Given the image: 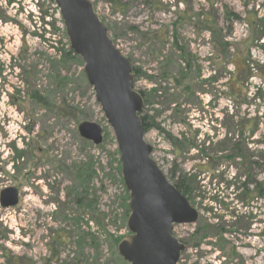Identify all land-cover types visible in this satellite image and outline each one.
Wrapping results in <instances>:
<instances>
[{
	"label": "rangeland",
	"instance_id": "374dc122",
	"mask_svg": "<svg viewBox=\"0 0 264 264\" xmlns=\"http://www.w3.org/2000/svg\"><path fill=\"white\" fill-rule=\"evenodd\" d=\"M89 1L136 90H159L144 137L151 157L171 183L199 184V221L174 226L186 245L178 264H264V198L248 208L239 198L246 176L264 189V0ZM84 66L54 3L0 0V191L20 195L0 205V264H129L115 244L130 234L129 192ZM84 122L103 128L102 144L80 135ZM253 215L254 258L236 249Z\"/></svg>",
	"mask_w": 264,
	"mask_h": 264
},
{
	"label": "water",
	"instance_id": "95a60500",
	"mask_svg": "<svg viewBox=\"0 0 264 264\" xmlns=\"http://www.w3.org/2000/svg\"><path fill=\"white\" fill-rule=\"evenodd\" d=\"M60 10L71 50L85 63L84 72L111 126L120 153L122 177L129 192V235L118 245L129 264H178L185 244L174 236V225L195 224L199 212L171 183L151 157L140 114L143 97L135 89L131 61L113 43L107 26L89 0H49ZM94 145L103 142V128L92 122L79 127ZM2 207H14L19 191H2Z\"/></svg>",
	"mask_w": 264,
	"mask_h": 264
},
{
	"label": "flooded vegetation",
	"instance_id": "af4514ba",
	"mask_svg": "<svg viewBox=\"0 0 264 264\" xmlns=\"http://www.w3.org/2000/svg\"><path fill=\"white\" fill-rule=\"evenodd\" d=\"M209 82H210V80H209ZM186 88H189V87H186ZM139 92L141 93V95L143 97V109H142V112L140 114V117L142 116V118H143L142 123H143L144 137H145V135L148 134V132L151 129H155V128H153L155 126V124L153 122L152 116H150V114L152 113L151 107L154 106V103H153V100L151 99V97L157 96V93H159V90H157V89L148 90L147 87H146V88L142 89ZM157 130H159V129H157ZM243 160H244V158H243ZM246 179H247V182L243 183V188H242L243 193L240 195L239 198L242 201V204L245 206V208H248V206H250V205L251 206L257 205L258 204L257 202L259 201V199L260 198H262V199L264 198V192L262 193V196H260L259 189H258V184H256L251 179V177L247 178V176H246L245 180ZM254 184H255V186L253 187V189L250 190L249 187L253 186ZM2 191H0V205H1V207H2V198H1ZM245 191H246V194H244ZM81 202H82V200L78 199L76 203H77V205L81 206L82 205ZM190 203L192 204V202H190ZM199 219H200V215H199ZM257 222H258L257 217H255L253 215L250 219L248 218L247 222H244L242 220V222L238 226V227H240V229L238 230V233H239L238 234L239 247L236 248V249L239 250L241 253H251L252 254V258H254L258 254V244H257L256 250H254L255 240L259 239L258 235H256V236L254 235V233H256V232L258 233V230L255 231V227L256 228L258 227V223ZM190 225H194V224H190ZM195 231H197L196 232L197 237H200L202 235V233H204V232H207V234H209L208 231H204L203 232L201 227L198 228L197 230L195 229ZM204 238L205 237H203V239ZM236 249H233L232 251H230V254L232 256L233 255L234 256H238L237 253H236V251H237ZM185 250H186V248H185ZM53 255H55V254L53 253ZM247 264H249V263L247 262Z\"/></svg>",
	"mask_w": 264,
	"mask_h": 264
},
{
	"label": "trees",
	"instance_id": "16d2710c",
	"mask_svg": "<svg viewBox=\"0 0 264 264\" xmlns=\"http://www.w3.org/2000/svg\"><path fill=\"white\" fill-rule=\"evenodd\" d=\"M138 75V74H137ZM135 78H136V76H135ZM233 91H235L236 92V89L235 88H233L232 89ZM239 93H241V90L239 91ZM237 94H238V92H237ZM141 118H142V116H141ZM142 120H143V118H142ZM252 132H254V130L252 131ZM239 147V145H237L235 148H238ZM222 152V151H221ZM233 156H236V157H238V158H241V156H242V154L239 152V153H235ZM244 164H246V162L244 163ZM213 168V170L214 171H216L218 168H219V166L217 165V164H214V166L212 167ZM82 171L83 170H81L80 172H79V174H80V176H82ZM248 177H250V176H247V178ZM81 178V177H80ZM220 181L221 182H219L218 184H224V180L222 179H220ZM198 184L196 181H195V179H194V177H192V176H182L180 179H179V181H177V182H175L174 184H175V186L181 191V193H183V195H185L188 199H189V201L191 202L192 201V193H193V191L195 190V185L196 184ZM199 185V184H198ZM197 187V186H196ZM227 187L228 188H230V187H236V183H229V184H227ZM258 189H259V193H260V196H262V193L264 192V189H262L260 186H258ZM237 190H238V188H237ZM244 194H246V191L244 192ZM221 196V195H220ZM211 199V198H210ZM212 199H213V201H215L216 202V204L217 205H219L220 206V208H221V206L222 205H224V203H223V197H221L220 199L221 200H219V195H214L213 197H212ZM81 203H83V202H81ZM215 209V208H214ZM213 211V210H212ZM215 218H220V217H218V216H216ZM207 226H205L204 228L202 227V231L204 232V231H207ZM221 231H222V229H220ZM207 236V232H204V233H202V235L200 236V237H198V242H200L202 239H203V237H206ZM59 239H61V238H59ZM122 239V238H121ZM121 239H116L115 240V244H118L119 243V241L121 240ZM57 242V241H56ZM83 242V241H82ZM84 243V242H83ZM56 254V253H55Z\"/></svg>",
	"mask_w": 264,
	"mask_h": 264
}]
</instances>
